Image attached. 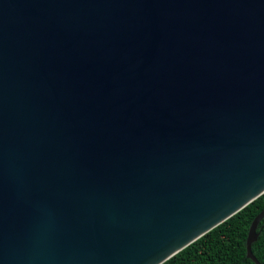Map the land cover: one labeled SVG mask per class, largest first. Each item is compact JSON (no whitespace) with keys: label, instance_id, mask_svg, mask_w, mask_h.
Segmentation results:
<instances>
[{"label":"water","instance_id":"water-1","mask_svg":"<svg viewBox=\"0 0 264 264\" xmlns=\"http://www.w3.org/2000/svg\"><path fill=\"white\" fill-rule=\"evenodd\" d=\"M263 194L264 0H0V264H164Z\"/></svg>","mask_w":264,"mask_h":264},{"label":"trees","instance_id":"trees-1","mask_svg":"<svg viewBox=\"0 0 264 264\" xmlns=\"http://www.w3.org/2000/svg\"><path fill=\"white\" fill-rule=\"evenodd\" d=\"M263 210L264 194L164 264H255L247 258L246 241L252 221ZM258 232L252 251L264 264V220Z\"/></svg>","mask_w":264,"mask_h":264}]
</instances>
